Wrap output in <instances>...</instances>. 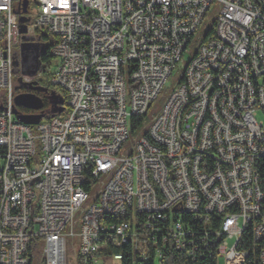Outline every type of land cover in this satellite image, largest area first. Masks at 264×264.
<instances>
[{
	"label": "built area",
	"instance_id": "2783aa9c",
	"mask_svg": "<svg viewBox=\"0 0 264 264\" xmlns=\"http://www.w3.org/2000/svg\"><path fill=\"white\" fill-rule=\"evenodd\" d=\"M30 1L0 0V264H68L69 236L74 264H159L167 249L246 264L249 242L264 264V0ZM214 3V35L184 66ZM37 29L55 39L65 118L33 131L13 111Z\"/></svg>",
	"mask_w": 264,
	"mask_h": 264
},
{
	"label": "water",
	"instance_id": "95a60500",
	"mask_svg": "<svg viewBox=\"0 0 264 264\" xmlns=\"http://www.w3.org/2000/svg\"><path fill=\"white\" fill-rule=\"evenodd\" d=\"M26 8L27 1H24L22 4L23 13H26ZM18 21L23 23L25 18L20 17ZM25 32V27L22 26L20 33L24 34ZM21 40L22 43L19 47L20 74L24 77H34L39 72V59L43 54H45L46 49L43 45L28 43L25 36H23ZM16 84L18 89H24L27 91L19 93L14 97V106L31 112V114H21L14 109L13 114L23 125L34 126L43 119V116L40 113L43 107L42 101L35 93H42L47 96V100L50 105L49 111L52 116L61 115L64 111V102L55 92L42 88L34 81L25 83L22 81L21 77L16 80Z\"/></svg>",
	"mask_w": 264,
	"mask_h": 264
},
{
	"label": "rangeland",
	"instance_id": "374dc122",
	"mask_svg": "<svg viewBox=\"0 0 264 264\" xmlns=\"http://www.w3.org/2000/svg\"><path fill=\"white\" fill-rule=\"evenodd\" d=\"M30 2H32V0ZM31 8H33V10H34L35 5L31 4ZM219 10H220V7L218 6V4L214 3L209 8V10L206 12V15H205L199 29L195 33L194 38L192 39L191 43L189 44V46L187 48L188 53L184 54V56L182 58V63L184 66L193 57V55H194L196 49L198 48L199 44L201 43L202 39L204 38L206 33L210 30L212 24L216 21ZM182 73H183V67H178L177 70H175L171 74L170 78L165 83L163 90L161 91L160 95L155 100L153 106L149 110V117L150 118H153L161 110V108L165 102V99L167 98L169 93L177 86V83H178L180 77L182 76ZM33 79H34V82H37L38 85L41 86L42 88H45V89L49 88V84H50L51 80H49V76L47 74H42L39 71ZM35 94L36 95L37 94L42 95V93H35ZM59 117L64 119L65 118V112H63L61 114V116H59ZM150 125H151V121L148 122V127ZM32 130L33 131L36 130V125L32 126ZM137 141H138L137 137H130L128 144L133 145ZM121 153H123V152H121ZM78 217H79V215L77 214L76 218L78 219ZM78 251H79V245H78L77 238L75 236H73V237L69 236L66 240V257H67L68 264H74V259L76 257V254L78 253Z\"/></svg>",
	"mask_w": 264,
	"mask_h": 264
},
{
	"label": "trees",
	"instance_id": "16d2710c",
	"mask_svg": "<svg viewBox=\"0 0 264 264\" xmlns=\"http://www.w3.org/2000/svg\"><path fill=\"white\" fill-rule=\"evenodd\" d=\"M20 5L17 4L15 7L16 11H20ZM214 28H215V24L213 23L210 30H209V35H214ZM37 32H40L39 34V43L41 45H43L46 49V52L45 54H43L39 61H40V69L39 71L42 73V74H47L49 76V80H51V76H52V73H51V69H52V58L50 57L49 55V49L50 47L55 43V39L52 38L51 36L47 35V34H44L42 33L41 31H39L37 29ZM15 70H18V60L17 58L15 59ZM17 72V71H16ZM49 91H52V92H55L58 96H60L63 100V92L60 91L58 88H55L51 82L49 84V88H48ZM23 92V89H18L17 85L15 86V93L16 94H19V93H22ZM39 98L41 99L42 101V110L40 111V113L42 114L44 120H48L50 118H52V115L50 114V111H49V103H48V100H47V97L45 95H39ZM64 101V100H63ZM17 111L21 114H30L31 112L30 111H27L25 109H22V108H17ZM243 239L242 240H245L246 239H249L250 238V235L249 233H245L242 237ZM249 245L245 248L247 250H250V256L246 262V264H255V258L252 254V249L254 248V245L252 243H248ZM243 245H241L240 243V248H243L242 247ZM159 264H184V260L182 258V256H180L178 253L172 251L171 249H167V251L165 252L164 254V257L162 260H160L158 262ZM198 264H212L211 261H201L199 262Z\"/></svg>",
	"mask_w": 264,
	"mask_h": 264
},
{
	"label": "flooded vegetation",
	"instance_id": "af4514ba",
	"mask_svg": "<svg viewBox=\"0 0 264 264\" xmlns=\"http://www.w3.org/2000/svg\"><path fill=\"white\" fill-rule=\"evenodd\" d=\"M31 10H32V8H31V4L28 3V4H27L26 13H29ZM25 91H27V90H25ZM25 91L23 90V92H25ZM46 97H47V96H46ZM49 106H50V105H49Z\"/></svg>",
	"mask_w": 264,
	"mask_h": 264
}]
</instances>
